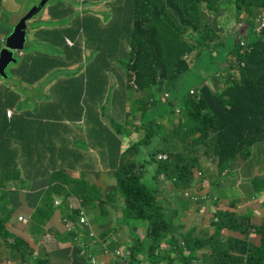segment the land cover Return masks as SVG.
Masks as SVG:
<instances>
[{"label": "trees", "instance_id": "16d2710c", "mask_svg": "<svg viewBox=\"0 0 264 264\" xmlns=\"http://www.w3.org/2000/svg\"><path fill=\"white\" fill-rule=\"evenodd\" d=\"M22 1L14 0L8 9L0 0V13L5 15V18H0V34H4L2 44H5L6 37L18 21L11 23L10 16ZM49 2L48 20H35L31 26L27 22L29 30L34 29L35 35L43 36L41 42L36 38L33 41L39 48L30 52L32 41L27 38L23 54L18 56V61L12 67V75L7 73L8 76L20 75L31 83L36 82L49 71L63 66L58 59V53L63 44H67L65 37L72 39L82 30L87 38L91 28L101 27L99 20L90 19L88 16L74 23L70 22V18L61 20L60 9L53 13L52 7L57 6ZM59 2L67 3L63 0ZM224 2L225 0H127L125 7H115L113 12L115 16H126V25L120 27L117 21L107 22V27H113L112 30L118 33L113 38L117 40L118 48L123 49V54L125 48H129L128 59L123 63L122 69L133 78L138 91H146L148 94L143 101L141 119H145L147 110H154L159 119V116L167 113L166 107L169 115L175 113L176 105L181 106L179 120L174 124L172 133L160 126L164 141H168L163 150L169 156L163 161L153 157L154 161L159 162L158 176L164 172L175 177L177 185H191L192 168L200 166L201 145L207 146L208 152L216 156L221 172L231 166L239 156L248 158L252 154V147L264 141V28L253 41L249 40L254 35L252 33L245 36L239 33L230 35L224 52V55L231 58L228 65V85L224 90H214L207 84H191L186 88L189 82L185 76L193 66V55L196 59L219 37V14L211 19L209 13L219 11V6ZM67 4L69 9L74 4L83 6L78 11L82 15L87 12L91 0H73ZM234 6L237 18L242 12L254 16L256 10L264 9V0H234ZM44 10L45 8L39 13ZM250 23L254 24L253 21ZM121 28L126 31L123 33ZM47 33L50 37L48 42ZM74 45L75 42L72 46ZM220 51L221 49H217L218 53ZM68 54L77 56L73 49L68 50ZM241 62L245 63L242 67ZM235 64L240 67V76L232 71ZM120 68L111 67L101 60L100 65L96 61L87 67L84 74L92 75L97 70L101 75L109 76L118 74ZM164 89L171 93V99L161 112V99L158 94ZM154 100L159 101L154 103ZM173 115L168 119L171 123H175ZM142 122L143 125L147 122L154 126L156 124L155 120L149 118ZM203 154L208 156L205 152ZM142 168L141 164L126 161L118 167L114 176L122 191L125 213L132 218L138 217L147 221L148 235L144 241L138 242L140 237L136 233L137 242L130 247L131 256L118 258L110 264H172L174 261L178 264H264V218L256 223L252 221L251 215L228 209L215 212L218 220L212 221L214 230L208 236H198L193 231L182 236L181 242L172 243V246H176V249H172L177 253V258H172L167 251L162 252L159 249L161 243L165 240H176L177 237L170 232L172 227L167 219L166 207L158 204L156 196L143 183ZM251 178L255 191L263 192L264 180L257 179L256 175ZM8 194L14 210L6 212L5 208L0 207V238L9 250V259L18 260L19 262L14 261L18 264H50L45 255L34 257L35 252L29 243L6 230L7 222L21 204L14 191ZM86 199L87 196H83V200ZM48 204L46 202L45 206ZM40 214L43 215L44 211L38 210L34 218ZM78 215L72 211L69 218L74 220ZM223 229L238 232L240 236H227ZM146 247L150 251L141 260L137 254L145 253L143 251ZM200 250L206 251L199 254ZM73 252L75 253L72 254L71 264H97V259H94L95 263L89 262L79 248Z\"/></svg>", "mask_w": 264, "mask_h": 264}, {"label": "crops", "instance_id": "0c3cea01", "mask_svg": "<svg viewBox=\"0 0 264 264\" xmlns=\"http://www.w3.org/2000/svg\"><path fill=\"white\" fill-rule=\"evenodd\" d=\"M67 3L58 2L57 7H52L53 13L60 9L59 19L70 18V22L74 23L88 16L90 19L99 20L101 27L91 28L87 38L82 30L74 35L73 40L65 37V42L66 38H69L75 45L67 42L63 44L58 53V59L63 66L49 71L36 82L31 83L20 75L0 79V90H4L0 91V157H3L0 163V207L5 208L6 212L14 210L8 197V190L14 189L11 191L19 196L21 204L7 222L6 230L29 243L38 256H47L50 264H71V252L77 248H82L86 254L95 259L100 258L105 263L107 255L102 253L101 242L95 243L87 230L75 240L58 232L65 230L64 227L71 221L68 214L70 207L80 206L81 195H86L88 200L82 209L73 211L86 215L92 223L98 212L111 211L115 207L114 202L108 200L105 201L107 206L103 209L96 208L94 204L100 201L99 197L104 190L116 183L112 171L123 161L127 146L132 140L141 138L143 129L138 132L135 127L140 123V119H135L134 116H142L143 101L148 94L146 91H138L133 78L122 69L123 63L127 62L129 48L126 47L123 54V49L118 48L117 40L113 38L118 33L112 30L113 27H107L108 21H117L120 27L126 25L128 18L115 16L113 12L115 7H125L127 0H91L87 12L82 15L78 11L83 6L78 4L69 9ZM100 3L104 4V9L93 8ZM262 10H256L254 16L242 12L237 18L234 0H225L219 6V37L196 59L193 55V66L185 76L190 85L207 84L219 91L226 87L230 60L225 59L219 63L217 49L224 51L227 48L225 44L230 41V35L236 33L243 36L252 33L254 35L249 40L253 41L257 36L253 32L259 24L257 17ZM43 12L40 19L48 20L49 11L46 9ZM209 15L213 16L214 13ZM34 31L31 29L28 35V39L32 41L30 52L39 48V45L34 44V39L40 42L43 39V36L35 35ZM121 31L124 33L126 29L121 28ZM46 40L50 41L48 33ZM2 42L3 37L0 35L1 47L4 46ZM71 49L77 53L76 57L68 54ZM101 60L111 67H121L119 73L105 76L94 70L92 75L84 74L87 67L96 61L100 65ZM176 106L181 108L180 105ZM8 109L14 110L12 116H8ZM149 113L155 112L147 110L144 118L147 119ZM173 117L174 120H179V115L174 114ZM8 135L11 139L7 138ZM201 162L204 167V157ZM6 170L13 171L8 173ZM255 173H251L248 178ZM13 177L15 178L10 180ZM24 178L28 181L21 184L20 180ZM80 180L86 181L85 185H80ZM73 190L79 195L73 194ZM261 194L264 198V191ZM221 196L225 203L220 210H224L228 198ZM97 198L99 199L96 200ZM58 200L61 201L60 204L56 203ZM46 202L49 204L45 206ZM110 204H113L111 209ZM210 204L211 202L204 203L188 210L192 206V202H188L180 213V219L185 213L190 216L183 217L186 219L179 222V231L202 228L210 229L212 233L213 228L207 219L214 214L215 204L206 209L203 206ZM262 205L264 207V203ZM38 210L44 211V214L34 218ZM18 214L28 218L26 224L18 222ZM199 214L204 215L202 226L197 224ZM39 231L40 234L37 233ZM226 232L240 236L238 232ZM44 236L50 240L51 236L55 238V242L53 240L51 246L46 245V249L42 246ZM0 242L5 246L1 238ZM6 251L9 256V251ZM205 251L200 250L199 254Z\"/></svg>", "mask_w": 264, "mask_h": 264}, {"label": "rangeland", "instance_id": "374dc122", "mask_svg": "<svg viewBox=\"0 0 264 264\" xmlns=\"http://www.w3.org/2000/svg\"><path fill=\"white\" fill-rule=\"evenodd\" d=\"M13 1L14 0H2V2L6 5L8 9L11 8V4L13 3ZM30 1L23 0L20 3L18 2L19 8L17 10H14L12 12V15L10 16L11 23L16 22L23 14L25 15L30 10V9L28 10V8L34 2H36V1H31L29 5ZM39 1L37 0L36 3H38ZM49 1H48L49 4L51 3L57 5L58 2L61 0H49ZM48 2L44 6L45 10L46 9L48 10L49 7ZM76 5L78 4H74V6ZM93 8L97 10L98 9L102 10L105 8V6L103 3H100L98 5H95ZM43 13L44 12H41L39 14L34 15L35 17H31L28 20L30 26L35 22V19H39L38 21L40 20L45 21V19H40L43 16ZM216 14H219V11L214 13L213 16H210V18L215 19ZM0 18H5V15L0 13ZM212 26H214V23H212ZM217 29L218 31H220L218 25H217ZM27 30H28L27 31V38H28V35L31 33V29L29 30L27 28ZM257 31L258 30H255L256 34ZM0 35L4 39V34L1 33ZM226 49L224 51L219 52V60H218L219 63H221V61L225 59H229L231 61L230 57H225L226 54L224 55ZM17 53L18 51L15 53V55H17ZM17 59H19V57H17ZM14 64L15 63L11 62L6 69L9 75H12V67ZM234 66H235L234 74L238 75L239 66L238 64H235ZM4 77L5 76H2L0 74V79H4ZM189 86L190 84L187 83L186 88H188ZM0 91H4V90H0ZM158 95L159 98L161 99V106H159V110L160 111L165 110V106L168 100L171 99V93L168 90L164 89L162 91L160 90V94ZM157 101L159 100H154L153 102L155 103ZM176 107L178 108L179 111L177 112V109H174L175 113L173 114L180 115L181 108L178 106ZM150 108L153 109V107ZM165 112L167 113H164V115L159 116V119L157 113H153V114L149 113L150 115H148V118L152 119V121L155 120L156 123L155 126L151 122H147L143 125L142 121L145 120L146 118L142 120L141 117L134 116L135 119L137 118L140 119V123L135 125V127L138 128V132H140L141 129H143L141 138L131 141V143L127 146V148L124 151L125 154L123 155V161L114 169V171H112V173L115 174L118 167L122 166L123 162L125 163L126 161L136 162L138 164L143 165L142 174H141L142 181L146 185L148 190H150L156 196L158 204L166 207L167 216H168L167 219L169 220L172 227L170 232H173L174 235L177 237L176 240L173 239V241H169V240L163 241L159 249L162 250V252L167 251V253L170 254L172 258H177V253L173 251V249H176V246H172V243L176 241L181 242L182 236L186 235L188 232L194 231L195 234L198 236H208L209 234H211L210 229L205 230L202 228H191V229H185L184 231H179L180 229V227L178 226L179 222L183 221L184 219L190 216L187 215V213H185L184 216H182L180 219V213L182 212L183 207L186 206L188 202H192V206L191 208H188V210L197 208L198 206L200 207L201 204L204 203L211 202L209 206L203 205L204 209L211 208L215 204L216 209L214 211V214L209 216L207 219L208 224L213 228V230H214V226L212 224V221L218 220V217L215 215V212L220 210V208H222V204L225 203L221 195H224L225 197L228 198L225 205L226 209L229 208L228 210L235 211L239 214L247 213L252 216L253 222L260 223L262 221V219L264 218V207L262 205V203H264V198L262 197L261 194L262 192L257 193L255 191L254 189L255 185L253 184V179L251 177L250 178L248 177L251 173L256 172L255 175L257 179L262 181L264 180V141L258 142L252 147L251 149L252 154L248 158H242L241 156H239L231 166L222 170L221 172L219 171L220 168H218V160L216 156L213 155L211 152H208L207 146L201 145L200 166L199 167L194 166L192 168L193 175L191 177L192 178L191 185L189 187L183 185H177L175 183L176 182L175 177H171L164 172H161L158 176L157 169L159 162L153 160V157H155L157 160L163 161L165 160L164 159L165 155L169 156L167 151L163 150V148L165 147L168 141H164L163 132H161L160 126H163V129H165L167 132L172 133L174 124L178 123V119L175 120V123H171L168 121V119H170V115L172 116L173 114L168 115L167 107ZM7 138L11 139L9 135ZM203 152L207 153L208 156L204 155ZM202 157H204L206 160V165L204 167L202 166V162H201ZM2 158L3 157H0V163L2 161ZM9 164H13V163L9 162ZM13 169L17 170L15 168ZM6 171H8V173H11L13 170H6ZM14 178L15 177H13L10 180H13ZM26 181H28V179L25 180L24 178L23 180L22 179L20 180V183L22 184L23 182ZM229 182H233L234 184H230ZM85 183L86 181H82V180L79 181L80 185H85ZM243 187L246 190L243 189ZM89 189L91 190V185H89ZM11 190H8V193L12 192ZM18 190H20V188H18ZM72 193L79 195V193L75 190H73ZM8 197L9 199L11 198L10 194H8ZM99 198L100 201H96V204H94L96 208L99 209L105 208L107 206L105 203L106 200L110 202H114L115 207L111 209V206H113V204H110L109 208L111 209V211L98 212L97 218H101L104 215L105 216L100 220H97V218L94 219L95 221L93 223L89 220L90 218L86 217L87 220V224L85 225L86 230L90 229L93 225V230H94V234H92L93 241L95 243L98 242V244L99 242H101L100 246L102 248V253L107 255L105 259V263L102 261V259L97 258V264H110L113 263L118 257L129 258L132 252L130 247L137 242V238L135 234L138 233L140 237L138 242L144 241L145 237L148 235L147 221L140 219L138 217L132 218L130 215L125 213L124 198L122 196V191L117 185V181L116 183H113L109 189L104 190ZM99 198H97L96 200H98ZM80 199H81L80 206L78 205V207L76 208L73 205H71L70 211L68 213L69 215L72 213L73 210L82 209L88 200V198L86 200H83L82 195L80 196ZM56 203L60 204L61 201L58 200L56 201ZM197 224L199 226H202L204 224L203 214H199ZM64 229L65 230L63 231L61 230L58 233L61 234L62 236L70 237L73 240L79 239L80 236L84 234V230H85L81 228L78 223H75L68 227H64ZM223 230H224L223 233L225 235L233 236L226 232L229 229H223ZM37 233L40 234V231ZM51 237H52L51 240L49 239V237L46 238L45 236L43 237L42 246L45 249H46V245L51 246L53 244V240L55 242L54 236ZM6 250L8 249L0 242V263L7 261V257H9L8 252ZM79 250H81L82 254L87 257V255L82 250V248H79ZM149 251L150 249L146 247L143 251L145 253H139L137 254V256L141 260H144L146 253H148ZM73 253L75 252L73 251L71 252V257ZM34 257L38 258V254H34ZM200 257L203 258V256ZM14 261H18V260L14 259L10 261V263L11 264L17 263ZM31 264L33 263L31 262ZM172 264H178V263L174 261L172 262Z\"/></svg>", "mask_w": 264, "mask_h": 264}, {"label": "water", "instance_id": "95a60500", "mask_svg": "<svg viewBox=\"0 0 264 264\" xmlns=\"http://www.w3.org/2000/svg\"><path fill=\"white\" fill-rule=\"evenodd\" d=\"M49 0H40L38 3L34 4L33 6H31L28 10V12L24 15H22L18 21L16 22V24L13 27V31L6 37L5 39V44L4 46L1 48L0 50V74L2 76H8L7 72H6V68L8 67V65L13 62L16 63L18 61L17 56L15 55V53L18 51V53L20 51H23L25 48V43L27 40V28H28V20L31 17H34V15L38 14L45 6V4L48 2ZM262 17H264V9L262 10L261 14L257 17L258 18V26L256 27L255 30L258 29V27H260L261 22H262ZM264 26L261 28L260 31H257V33H261L263 30ZM73 42V41H72ZM74 44V42H73ZM71 44V45H73ZM233 71V70H232ZM178 109V108H176ZM178 112V111H177ZM72 221V219H70ZM77 221L74 220L73 222ZM75 223H72V225ZM67 227V225H66ZM81 227V226H80ZM83 229L86 230V227H81ZM89 233H91V231L94 232L93 227L92 230L88 229L87 230ZM182 243L184 244V242L182 241ZM86 254V253H85ZM89 261L95 263V258L92 257L91 255L86 254ZM118 258H122V257H118ZM116 258V259H118ZM10 263V260L6 261ZM16 264V263H15Z\"/></svg>", "mask_w": 264, "mask_h": 264}, {"label": "built area", "instance_id": "2783aa9c", "mask_svg": "<svg viewBox=\"0 0 264 264\" xmlns=\"http://www.w3.org/2000/svg\"><path fill=\"white\" fill-rule=\"evenodd\" d=\"M264 26V17H262V22H261V25H260V27H258V31H260L261 30V28ZM66 42L68 43V44H73V42L69 39V38H66ZM23 53V51H20L19 52V54H22ZM245 65V63L244 64H240V66L242 67V66H244ZM233 72H234V69H233ZM236 76H240V67H239V74L238 75H236ZM193 92V91H192ZM177 111H179L178 109H177ZM13 112H14V110L13 109H8L7 110V114H8V116H12L13 115ZM167 156L165 155L164 156V158H166ZM17 219H18V222L19 223H22V224H26L27 223V220H28V218L26 217V216H24V215H17ZM72 223H78L79 224V226H81V227H84L86 224H87V220H86V215H79L78 216V219H77V221H75V222H73V221H69L68 223H67V227L68 226H70V225H72ZM90 230H92V227L90 228ZM91 234H94V232L93 231H91ZM4 264H11V263H9V262H5Z\"/></svg>", "mask_w": 264, "mask_h": 264}, {"label": "clouds", "instance_id": "9594fccd", "mask_svg": "<svg viewBox=\"0 0 264 264\" xmlns=\"http://www.w3.org/2000/svg\"><path fill=\"white\" fill-rule=\"evenodd\" d=\"M22 54H23V53H22ZM22 54L17 53L16 56L18 57L19 55H22ZM89 235L92 237V234H91V233H90Z\"/></svg>", "mask_w": 264, "mask_h": 264}, {"label": "flooded vegetation", "instance_id": "af4514ba", "mask_svg": "<svg viewBox=\"0 0 264 264\" xmlns=\"http://www.w3.org/2000/svg\"><path fill=\"white\" fill-rule=\"evenodd\" d=\"M2 48V47H1Z\"/></svg>", "mask_w": 264, "mask_h": 264}]
</instances>
